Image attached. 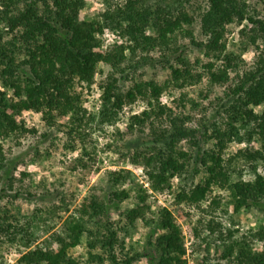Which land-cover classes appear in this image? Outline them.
I'll return each mask as SVG.
<instances>
[{"label": "trees", "instance_id": "16d2710c", "mask_svg": "<svg viewBox=\"0 0 264 264\" xmlns=\"http://www.w3.org/2000/svg\"><path fill=\"white\" fill-rule=\"evenodd\" d=\"M192 1L157 0L152 7L148 0H125L111 17L112 27L124 32L132 45L115 44L109 50H103L100 34L104 26L81 16L85 0H0V23L13 34L8 39L0 35V139L28 130L20 120V115L27 110L42 112L49 126L62 118L70 133L82 137V125L87 124L86 109L82 106L76 84L91 83L99 63L105 62L113 71L102 85L99 114L90 118H97V127L101 128L105 123L116 121L125 103L138 97L147 101L148 108L131 116L121 134L135 130L144 133L148 128L145 134L147 146L135 152L133 162L146 169L155 190L162 189L171 177L188 174L193 155L180 145L181 141H191L200 151L201 141L214 140L213 148L195 155L198 159L195 163H201L205 168L204 178L188 190L182 189L178 198L198 203L207 198L212 186H228L236 209L252 207L264 211V175L256 172L257 165L264 164V48L258 51L253 66L226 91L227 102L223 103L225 120L211 122L209 128H206V122L190 126V116L175 113L163 104L161 94L165 86L155 80L136 82L128 90H123L119 83L116 72L122 71L127 47L132 53L137 48L158 46L164 49L176 42L177 33H185L196 43L192 31L186 27L194 21L187 11V5ZM202 1L206 7L201 11V29L206 39L198 44L208 57L204 73L210 84H225L234 66L233 53L226 52L224 41L227 24L246 21L255 34L254 40L260 38L264 42V18L252 14L246 0ZM148 27L153 33L148 34ZM178 60L184 67L171 65L170 81L196 83L201 80L204 73L194 74L183 58ZM218 60L222 62L217 64ZM257 107L263 109L257 111ZM201 129L205 130L202 132ZM245 139L248 143L256 139L259 147L239 149L235 157L250 163V171L255 175L248 180L242 176L233 180L232 161L225 162L223 154L229 142ZM11 170L0 140L1 184L9 179ZM108 177L111 188L102 197L92 194L71 213L64 222L66 230L63 235L54 233L45 246L31 247L28 240L18 264H79V260L69 254V249L82 243L85 235L88 254L92 258L102 260L93 251L103 247L117 263L114 248L119 237L109 212L111 208L120 209L122 201L130 196L128 189L119 186L130 181V174L120 170L109 172ZM4 191L1 186L0 198ZM143 203L144 199L133 207L120 209L129 225H134L139 218L145 219L146 206ZM103 216H106L105 220ZM35 217L37 214L30 219ZM11 221L4 206L0 205V235L12 233L10 240L15 241L17 234L29 231V223L28 228H19ZM153 222L147 239L152 252L145 255L152 264H184L185 245L173 213L163 208ZM254 239L263 242L261 250L254 248ZM221 257L235 264H264V225L251 236L242 235L226 244ZM136 258L137 254L127 256L123 262L132 264ZM200 264L211 263L203 258Z\"/></svg>", "mask_w": 264, "mask_h": 264}, {"label": "rangeland", "instance_id": "374dc122", "mask_svg": "<svg viewBox=\"0 0 264 264\" xmlns=\"http://www.w3.org/2000/svg\"><path fill=\"white\" fill-rule=\"evenodd\" d=\"M125 0H85L81 16L85 20L100 22L104 26L100 34L101 47L109 50L115 44L132 45V41L119 28H113L111 17ZM252 14L264 18V0H246ZM157 0H148L155 7ZM206 7L202 0H194L187 5V11L194 17L193 24L187 26L192 31L193 39L185 33H177V40L170 46L137 48L135 53L127 47L126 59L122 63V71H117L119 83L123 90H128L136 82L155 80L165 86L161 94L162 103L171 107L175 113L190 116V126H200L206 122L225 120L223 103L226 91L234 86L243 73L251 68L264 42L249 29L246 21H234L227 24L224 41L226 52L233 53L234 66L229 71V81L225 84L209 83L204 73L208 57L204 48L198 44L204 42L206 36L201 29V11ZM112 20V21H111ZM126 21L123 25H126ZM108 24V25H107ZM148 34L153 33L147 28ZM0 35L4 39L13 35L0 23ZM183 58L194 74L201 73L202 78L194 83H175L170 81L171 65L184 67L178 60ZM222 60H218L220 64ZM113 71L110 64L101 62L91 83L77 82L76 90L81 94L82 106L86 109L87 124L82 125L83 136L70 133L65 120L58 118L49 126L40 111L27 110L20 115L28 129L7 138H1L4 151L12 168L9 179L0 183L5 191L1 192L0 205L9 214L12 224L28 228L23 235H16L11 241L12 233L0 235V264H18V260L26 250V242L31 247L45 246L51 241L54 233L64 234L65 220L76 211L92 194L102 197L111 188L109 172L128 171L130 181L120 184V188L130 191V196L120 204V209L133 207L144 199L146 206L145 219L139 218L134 225H129L120 209L111 208L109 218L114 223L119 241L115 245L117 263L109 257L103 247H97L93 253L103 259L92 258L88 254L86 235L83 242L69 249V254L79 260V264H124L127 256L137 254L132 264H152L145 254L152 252L147 245L148 234L163 208L169 209L180 226L185 253L184 264H200L207 258L211 264H235L230 259L221 257L226 244H231L242 235L251 236L254 231L264 225V211L252 207L235 208L233 196L228 186L214 185L202 202L179 199L182 189H189L199 183L205 176V168L196 164L195 155L213 148L214 140L201 141L200 151L189 140L180 145L193 155L189 172L182 176L171 177L168 183L155 190L142 165L133 162L134 154L147 146L146 135L140 130L124 132L131 116L148 108L147 101L138 97L125 103L119 117L113 123H105L97 127V117L101 106L102 85L106 77ZM0 82V86H1ZM10 91L8 93L10 95ZM263 107H257L261 111ZM90 118V119H89ZM202 132L205 129H201ZM211 130V129H209ZM210 132V131H209ZM87 134V135H84ZM259 147L256 139L248 143L233 140L229 142L223 154L225 162L232 161L230 169L233 180L251 179L255 174L250 171V163L235 157L239 149ZM234 158V159H233ZM197 172H196V170ZM256 172L264 175V164L259 163ZM239 173L241 175L239 176ZM68 206V209H66ZM37 214L35 219H30ZM106 219V216H103ZM34 222V223H32ZM29 223V226H28ZM49 229V231H45ZM12 230V229H11ZM35 232V235L32 233ZM2 234V233H1ZM55 243V247L58 248ZM254 248L261 250L263 242L254 239Z\"/></svg>", "mask_w": 264, "mask_h": 264}]
</instances>
